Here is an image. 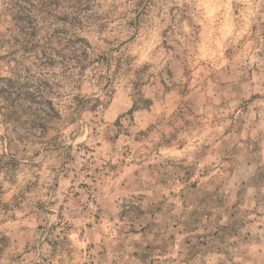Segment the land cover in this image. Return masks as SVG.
Instances as JSON below:
<instances>
[{"label": "rangeland", "instance_id": "obj_1", "mask_svg": "<svg viewBox=\"0 0 264 264\" xmlns=\"http://www.w3.org/2000/svg\"><path fill=\"white\" fill-rule=\"evenodd\" d=\"M81 1L0 0V264H264V0Z\"/></svg>", "mask_w": 264, "mask_h": 264}, {"label": "trees", "instance_id": "obj_2", "mask_svg": "<svg viewBox=\"0 0 264 264\" xmlns=\"http://www.w3.org/2000/svg\"><path fill=\"white\" fill-rule=\"evenodd\" d=\"M25 3L28 0H22ZM30 3V2H29ZM40 4H42L44 7L48 6L47 2L45 3V0H40ZM81 0H74V5H81ZM22 6V5H21ZM30 13L28 18L30 19ZM19 17L17 20H25L26 12L23 7H20L18 10ZM23 18V19H21ZM36 28L33 29V32L28 35H33ZM65 37H68L65 35ZM66 41H72L70 38H65ZM6 83L3 85H0V97L3 103V108L5 111H3L4 115L8 117V119L13 118H22L23 116L28 117L30 124L37 126L39 129L45 130V126L48 122V117H43L41 114H48V111H46L41 106L36 107V100L37 96H39L38 91H35L30 88V86L27 83H20L17 81H14L12 79H6ZM25 107V108H24ZM6 114V115H5ZM48 116V115H47ZM17 119V120H18ZM16 120V119H15Z\"/></svg>", "mask_w": 264, "mask_h": 264}]
</instances>
